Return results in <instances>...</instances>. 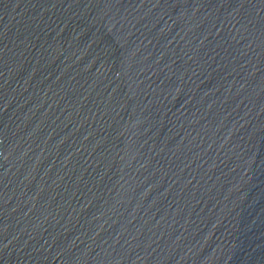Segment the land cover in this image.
Listing matches in <instances>:
<instances>
[{
	"label": "water",
	"instance_id": "water-1",
	"mask_svg": "<svg viewBox=\"0 0 264 264\" xmlns=\"http://www.w3.org/2000/svg\"><path fill=\"white\" fill-rule=\"evenodd\" d=\"M0 264H264V0H0Z\"/></svg>",
	"mask_w": 264,
	"mask_h": 264
}]
</instances>
